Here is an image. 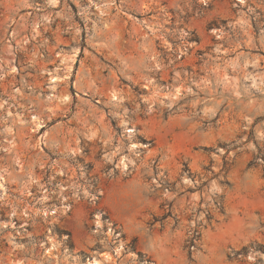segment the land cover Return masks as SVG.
<instances>
[{
  "label": "rangeland",
  "instance_id": "1",
  "mask_svg": "<svg viewBox=\"0 0 264 264\" xmlns=\"http://www.w3.org/2000/svg\"><path fill=\"white\" fill-rule=\"evenodd\" d=\"M103 255L264 264V0H0V264Z\"/></svg>",
  "mask_w": 264,
  "mask_h": 264
},
{
  "label": "bare ground",
  "instance_id": "2",
  "mask_svg": "<svg viewBox=\"0 0 264 264\" xmlns=\"http://www.w3.org/2000/svg\"><path fill=\"white\" fill-rule=\"evenodd\" d=\"M134 148H136V147H134ZM124 166H125V163H124ZM112 259L113 258L110 255H103V256H101L100 259H93L89 264H107V263H110L112 261ZM14 264H23V263L20 261H17Z\"/></svg>",
  "mask_w": 264,
  "mask_h": 264
}]
</instances>
